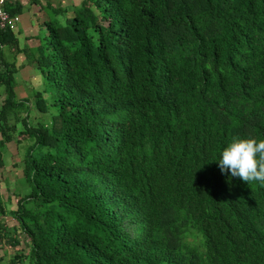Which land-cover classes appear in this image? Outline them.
Returning a JSON list of instances; mask_svg holds the SVG:
<instances>
[{"label": "trees", "instance_id": "trees-1", "mask_svg": "<svg viewBox=\"0 0 264 264\" xmlns=\"http://www.w3.org/2000/svg\"><path fill=\"white\" fill-rule=\"evenodd\" d=\"M51 12L45 47L18 20L0 29V175L23 144L27 188L14 210L0 196V264H264V188L215 162L235 137L264 140V0Z\"/></svg>", "mask_w": 264, "mask_h": 264}, {"label": "rangeland", "instance_id": "rangeland-1", "mask_svg": "<svg viewBox=\"0 0 264 264\" xmlns=\"http://www.w3.org/2000/svg\"><path fill=\"white\" fill-rule=\"evenodd\" d=\"M46 2L50 5L49 7L43 6ZM77 3L78 0H32L31 3H29L25 7H21V13L17 16L18 29H21V31L23 30L22 23L28 26V17L32 22V30L28 31L27 34L29 33V36L33 37V39L28 40V46L30 48L37 47L38 45L45 47V45L48 44L50 37L48 36L47 32L45 31V27L42 24L43 20L50 18L53 20L58 19V21H60V24L63 23V17L61 15L57 16L56 19L53 17V13L51 12L52 7H57L59 4L64 9L66 8V10H69L70 4L72 6H77ZM18 61H20L19 57ZM27 78H29L30 81L34 83V85H37L35 83V76L33 74L29 76L27 74H22V72H18L14 75L16 83L15 93L17 96H24L27 97L30 101H32L30 90L24 89V87H22L24 85L26 87L29 85L28 81L26 80ZM31 115L34 117L35 120H39L40 118L45 117L41 116L42 114H39L34 107L31 109ZM18 126L19 125H17V127ZM14 140L15 137L13 138V141ZM22 146L24 145L20 144L19 146H17L13 142L6 144L4 149L2 150V158L4 161L5 169L0 175V196L2 200L9 199L11 203V205L9 206L10 210L15 209L14 203L16 199H14V195L23 196L27 193V188L23 187V181L20 178L22 172L20 168V154L22 153ZM5 220L8 222V227H10V224H14V222L8 217L7 219L5 218ZM18 239L22 243L24 242L23 237L18 236ZM1 254H3V250H0V255ZM4 255L5 254H3L2 256Z\"/></svg>", "mask_w": 264, "mask_h": 264}, {"label": "clouds", "instance_id": "clouds-1", "mask_svg": "<svg viewBox=\"0 0 264 264\" xmlns=\"http://www.w3.org/2000/svg\"><path fill=\"white\" fill-rule=\"evenodd\" d=\"M215 162L222 174L230 172L232 178H239L248 185L258 183L264 188V140L235 137Z\"/></svg>", "mask_w": 264, "mask_h": 264}, {"label": "crops", "instance_id": "crops-1", "mask_svg": "<svg viewBox=\"0 0 264 264\" xmlns=\"http://www.w3.org/2000/svg\"><path fill=\"white\" fill-rule=\"evenodd\" d=\"M7 1H9V2H11V3H14V2H17V3H19L22 7H25L26 5H28L32 0H7ZM55 2V1H54ZM59 2H61V1H59ZM58 6H60L59 4H58ZM25 18H26V16H25ZM27 25L28 26H26V25H24V23H22V33H18L17 34V36H18V38L19 39H23V37L24 36H29V33L27 34V32L28 31H31L32 30V22H31V20H30V18L28 17V22H27ZM26 44L28 45V41L26 42Z\"/></svg>", "mask_w": 264, "mask_h": 264}, {"label": "built area", "instance_id": "built-area-1", "mask_svg": "<svg viewBox=\"0 0 264 264\" xmlns=\"http://www.w3.org/2000/svg\"><path fill=\"white\" fill-rule=\"evenodd\" d=\"M6 0H0V29L5 28L8 26L12 28L13 21L17 20L16 18L10 19L7 12H5L1 7L5 3ZM12 21V22H11Z\"/></svg>", "mask_w": 264, "mask_h": 264}]
</instances>
